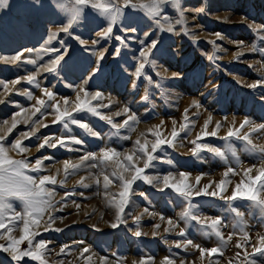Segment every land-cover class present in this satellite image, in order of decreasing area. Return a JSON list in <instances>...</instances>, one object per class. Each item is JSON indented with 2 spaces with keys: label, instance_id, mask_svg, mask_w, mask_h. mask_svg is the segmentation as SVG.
<instances>
[{
  "label": "rangeland",
  "instance_id": "rangeland-1",
  "mask_svg": "<svg viewBox=\"0 0 264 264\" xmlns=\"http://www.w3.org/2000/svg\"><path fill=\"white\" fill-rule=\"evenodd\" d=\"M90 2L85 0L86 4ZM136 2L150 3L152 0ZM65 3L66 10L60 11L49 0H40L39 6L32 0H10L9 6L0 11V54L10 56L24 52L19 62H0V79L6 82L20 80L16 85L9 83L8 90L0 85V101H3L0 103V136H5L2 143L9 146L7 154L10 158L25 160L33 166L37 158L53 157L43 160L39 172L25 170L34 179L50 175L57 181L54 185H45L54 192L50 198L52 207L43 214L38 225L30 226V231L38 233L33 238V245L40 241L46 244L43 264H140L142 258L148 257L152 259L147 264H164L166 257L173 264H248L249 261L264 264V255L254 252V247L261 246L256 238L264 237V210L255 202L242 198L229 200L230 186L226 188L223 199L199 195L186 200L173 189L164 188L162 182L148 183L145 178L150 174H159L161 178L167 173L185 170L187 183L194 192L203 190L205 185H210L208 191L212 192L217 190L216 181L223 177V169L229 166L234 169L235 174H229V179L234 181L243 168L255 166L251 173L255 177L258 169L264 166V153L259 151L264 148V131H253L256 125L264 123V86L248 87L264 79V0H179V9L173 0H165L161 16L156 18L159 24L145 11L124 9L122 17L113 26L110 39L96 34L107 26L108 21L91 7L84 9L69 29L74 35L60 31L59 25L71 15V0H65ZM120 24L134 25L138 31L126 32ZM169 26L172 32L167 31ZM144 32L150 33L146 43L151 39L158 41L159 51L153 50L149 54L142 75L136 77L134 69L139 66V51L143 50L139 41L144 39ZM52 33L56 36L47 47L55 50L40 52ZM117 35L122 40H116ZM81 38L84 43L80 42ZM93 40L99 43L93 44ZM26 49H33V52H25ZM60 54L65 60L69 56L72 58L68 65L61 61V66H91V72L96 73V78L90 81V91H101L103 100H90V105L99 115L72 111L73 117L86 123L90 131L79 124L73 125L70 120L67 128L63 127V122L53 123L55 114L50 108L42 109L45 112L43 116L40 113L31 115L37 99L47 101L43 88L55 93L62 108H72L77 85L81 83L79 72L68 77V81H74L71 87L61 66H57L60 69L57 72L42 70L36 77L39 86L30 85L23 79L36 72V66L25 63V60L34 59L37 65H44ZM173 73L179 75L174 77ZM64 98L70 100L68 106L63 105ZM101 103L109 106L98 107ZM124 108L129 109L127 114L123 112ZM197 108L204 109L208 116H198ZM16 112H20L17 120L27 119V123H18L8 132ZM116 112L121 115L116 116ZM128 116L136 119L123 126ZM210 116L223 121L220 127L226 125L229 116L243 117V121L244 118L252 119L253 123L246 125L241 135L250 134L256 147L236 137L225 139L227 134L219 136L220 129L216 128L208 132L216 130L217 136H202L205 130L200 122L205 124ZM101 117H110L113 123L122 127L113 128ZM174 120L183 126L187 124V128H175ZM33 121L39 123L34 127ZM243 121L232 122V130L239 128ZM174 129L177 132L175 138L172 137ZM23 131H34L35 135L23 139L19 136ZM161 131L167 135L159 137L165 143L153 154L156 159L145 169L146 157L136 152L135 142L140 140L143 144L147 141L150 149L157 139L153 133L160 136ZM195 131L197 134L191 141L190 136ZM198 135L200 140H197ZM49 136L63 139L65 146L60 147L57 143L55 148H39L43 138ZM18 138L27 146V151L18 153L10 148ZM74 139H81L83 143L74 144ZM196 144L208 147L197 149ZM183 145H187L185 149ZM105 146L115 149L120 155L103 163L98 158L81 159L89 153L97 155ZM209 147L218 148L223 156L210 152ZM124 154L133 155L132 163L143 169L144 178L132 184L129 202L120 213L122 222H118L122 188L121 181L113 173L124 177L120 171L126 170ZM65 160L79 167L70 168L66 173L63 167ZM126 171L131 176L124 177L125 182L135 174L133 170ZM104 175L111 180L107 189L104 188ZM198 176L206 182L197 183L195 178ZM200 187L203 189L198 190ZM257 190L258 197L264 199V189ZM7 203L11 207L5 210V224L12 231L0 229L4 235L0 245L5 247L9 235L18 239L23 234V221L17 220L13 225L9 220L14 212L23 213L22 201L10 198ZM174 207L181 221L178 233L156 227L154 215L171 214ZM202 211H207L209 218L220 220L215 229L207 226L211 223L202 224L191 219ZM50 216L56 218L54 222L49 221ZM49 223L51 226L46 228ZM114 223L118 224L116 228L111 226ZM136 231L141 232L140 237L135 235ZM182 231L185 233L183 236L180 235ZM216 231L221 236H217ZM256 231L258 235H254ZM245 233H248L247 240L243 237ZM196 246L208 250L215 247L218 252L211 256L205 253L201 257ZM85 247L89 252L82 255ZM17 248L19 251L27 250V240ZM61 248L65 251L61 252ZM102 257H108L107 261ZM0 264L18 262L9 252L0 249ZM19 264H41V261L23 257Z\"/></svg>",
  "mask_w": 264,
  "mask_h": 264
},
{
  "label": "snow or ice",
  "instance_id": "snow-or-ice-1",
  "mask_svg": "<svg viewBox=\"0 0 264 264\" xmlns=\"http://www.w3.org/2000/svg\"><path fill=\"white\" fill-rule=\"evenodd\" d=\"M10 0H0V11L7 8L9 6ZM165 0H152L150 3H137L136 0H123V2H120V0H91L90 3H85V0H71L72 3V9H71V15L66 20L65 23H62L59 25L60 31H63L69 35H74V33L70 32L69 29H72L73 24L77 22V20L80 18L82 12L84 9L91 7L92 9L96 10L99 15L105 17L108 21L107 26L104 27L102 30L97 31V35L105 38H111L113 34V26L117 23V21L122 17L124 9H131V10H141L148 13L150 17H152L154 20H156V23L159 24V20L156 18L161 16V6L164 4ZM173 2L176 5V8H180L179 0H173ZM32 3L36 4L37 6L40 5V0H32ZM49 3L54 6V8L59 9L60 11L66 10V3L65 0H49ZM183 15V13H181ZM177 23H180V21H177ZM67 25V27H65ZM121 29H123L126 32H132L135 33L138 31V28L136 26H125L123 24H120ZM250 27H256L255 25H250ZM168 32H172L173 29L171 26L167 28ZM219 35V34H217ZM56 36V33H52L48 40L45 42V47L39 50L40 52H50L54 51V48H48L47 44L51 42L53 37ZM144 39H141L139 43L143 46V50L139 51V66L134 69V75L136 77H140L142 75V72L145 68V65L148 63L149 54L153 52V50L159 51L157 44L158 41L156 39H151L148 43L146 41L148 40V37L150 36V33L144 32L143 33ZM116 40H122V37L117 35L115 37ZM264 39V37H262ZM81 43H84L83 38L80 39ZM93 44H98L99 41L93 40ZM25 52L31 53L33 52V49H26ZM62 51V50H61ZM24 56V52H18L13 55H5L0 54V62H3L5 64H14L16 62L21 61V58ZM103 57V53H101V58ZM42 58V57H41ZM71 56L68 57V60L64 59V56L62 54L57 55L54 59L50 61L49 64L44 65H37V61L34 59H27L24 62L28 64H32L36 66V72L33 74H29L25 77H23L24 80H26L30 85L36 84L37 86V80L36 77L39 75V73L42 70H46L48 72H57L58 67L61 66V61L64 62V65H68V61L71 60ZM62 70L65 72V80L68 81V77L75 75L77 72H79V79L81 83L77 85V94L75 101H72V108L71 110L68 107H63L61 104L57 101V97L55 93L52 90H49L48 88H43L42 92L44 96L47 97V101L43 98L37 99L36 104L33 106L34 110L31 112L32 116H35L37 113H40L41 116L45 115V112H42V109H52V111L55 114V119L53 123L56 122H63V127L67 128L68 123L67 121H71L73 125L79 124V126L83 129L89 130L88 125L86 123H81L79 120H77L72 115V111L82 112L86 111L88 113H91L94 116H98L99 113L96 111V108L92 107L90 105V100H103V93L101 91H90V81H93L96 78V73L91 72V66L88 67H77V66H68L63 67L61 66ZM159 75V73H158ZM179 73H173V76H178ZM9 83L12 85H16L20 83L19 79L12 80L10 82H6L3 79H0V85L3 86L5 90H8ZM72 83L74 81H68V86L71 87ZM264 86V79H261L257 81L256 83L248 85V87L255 89L257 86ZM135 86V85H133ZM83 94V96H81ZM29 96H31V93H29ZM146 98V97H145ZM52 102V103H49ZM0 103H3V101H0ZM63 105L68 106L70 104V100L68 98L63 99ZM109 105L101 103L98 105V107H108ZM22 111H27V109H22ZM129 111L128 108H124L123 112L127 114ZM116 116H120V112L115 113ZM20 116V112H16L12 116L11 121V127L8 128V132H11L13 129L17 127L18 123H27V119L21 121L17 120V117ZM101 119H106L107 123L112 125L113 128L119 129L122 127L120 124L113 123L112 119L110 117H101ZM136 118L134 116H128L127 119L123 121V126H127L129 124L130 120H135ZM209 120H211V116L209 117ZM4 123L7 124V119L4 120ZM33 126L38 121H33ZM250 121L248 119H245L240 125L239 128H236L235 130H229L227 132V136L225 139L236 137L238 139H241L243 141H246L249 145H252L253 148L256 146L252 143V140L250 139V134L245 133L244 135H241V130L245 128L246 125H249ZM220 124H216V129L220 128ZM208 127L207 122L205 123V131L202 132V136L206 137L208 135H211L213 137L217 136V131L213 130L210 133L206 131ZM183 128H187V124L183 126ZM183 130V129H182ZM253 131H264V123H259L256 125V127L253 129ZM154 135H157V139L151 144V147L149 149L147 141L145 143H141L140 140H137L135 142L136 144V152L142 153L144 157H146L144 162V168H148L151 165V162L156 159V156L153 155L157 152L158 149H160L161 145L165 143L164 140L159 138L158 133H153ZM35 135V132H29V131H23L19 133V136L23 139H28L30 136ZM93 136L96 135V133H92ZM177 136V132L174 129L172 132V137L175 138ZM127 139V137H125ZM201 136H197V140H200ZM5 140V136H0V229H5L7 232L11 233L12 228L8 227L5 224V210L10 208L11 206L7 203V201L10 198H15L20 201H22L24 205V211L22 214L20 213H13L11 217H9V220L14 225L17 220L23 221L22 226V235L19 236L17 239L16 237L9 235L8 236V245L7 247L0 245V249H3L6 252H9L12 255L13 260H16L19 264V261L23 257H31L33 260H39L41 261V264H43V254L46 249V244L44 241H40L39 243H36L33 245V238L38 235V233L34 231H30V226H36L39 224L43 214L52 207L51 203V197L54 195L53 191L48 190L45 185L46 184H56L57 181L55 177L50 175H44L41 177H38L37 179H34L32 175H27L25 170L31 169L32 172H39L41 170V166L43 163V160H51L53 157L45 156L42 159L37 158L35 160V165H30L25 160H14L8 156L9 152V146H6L2 143V141ZM74 144L81 145L83 141L81 139H74L72 141ZM57 143H59L60 147L65 146V142L63 139L59 137H44L43 143L39 144V148H44L45 146L50 148H55L57 146ZM169 144L172 142L169 141ZM196 143L195 141L193 142ZM208 147L207 145L202 144H196V148H204ZM10 148L13 150H16L18 153H23L27 151V146H25L22 143V139H16L14 142L11 143ZM208 150L218 156H223V153L220 152L218 148L209 147ZM261 153H264V148H261L259 150ZM120 154L113 148L105 146L103 149H101L100 153L97 155H93L91 153L83 156L82 160H88L89 158L92 159H99L101 163L112 161L114 157H118ZM235 155V153H233ZM124 160L127 162L126 164V170H133L134 175L131 177L130 180L127 182L124 181V177L121 175H118L116 173H113V175L116 176L118 180L121 181V188L122 191L120 192V203L118 206V214H117V221H121L120 213L124 212L125 205L129 202V196L130 193H132V184L138 180L144 178L142 176L143 169L135 167V165L132 163L133 161V155L132 154H124ZM95 167V165H93ZM64 171L67 173L70 168H76L79 167V165L72 164L71 161L65 160L63 162ZM253 167H248L244 170L243 175L246 177V180H242L240 183L235 185L234 190L231 193V196L228 198L231 201H235L238 198L247 199L249 201L255 202L257 205L260 206L262 210H264V199H261L258 197V188L264 189V166L260 167L258 169V174L255 175V177L251 176L250 174L253 172ZM229 173L235 174L234 169L229 168L227 172L224 173V175L227 177ZM179 176L181 177V180L179 183L174 182L172 179V174L169 173L168 175H165L162 177V181L160 177H154L152 179H155L158 183L162 182L164 188H171L178 194H180L182 197H184L186 200L189 199L192 196H199V195H211L213 197L219 196L221 199H223V194L226 191L225 184L226 181L221 180L216 185V191L209 192L208 188L210 185H205L204 189L201 191H193L192 187L187 183L188 180V174L185 172H180ZM197 183L200 181V177L197 178ZM104 181V188L107 189L108 185L111 183V180L109 179L108 175L103 176ZM148 183H151L152 180L149 179L147 181ZM63 183V181H61ZM99 183V181H97ZM87 187V185H85ZM163 190V188L161 189ZM71 195V194H69ZM147 211V209H146ZM187 215V213H186ZM56 218L55 217H49L50 222H54ZM163 219V217H161ZM191 219L197 220L198 222L202 224H207V221H199L198 217L192 216ZM137 220H139V217H137ZM169 223H172L171 220L168 221ZM220 223L219 219H213L211 220V224H208V227H211L213 229L216 228V226ZM51 224L49 223L47 227H50ZM113 228H116L118 226L117 223H114L111 225ZM156 227H159L157 225ZM135 235L137 237L141 236L140 231H136ZM180 235H185V233L182 231ZM217 236H221V233L219 231H216ZM4 235L3 233H0V239H3ZM222 238V237H221ZM231 239V237H229ZM244 239L247 240V234L245 233ZM27 240L28 243V249L24 251H19L17 246L22 243L23 241ZM191 243V241H189ZM260 247H254V252L261 253L264 255V237H260L259 240ZM241 245H237V247H240ZM179 247V244L177 245ZM199 248L201 257L207 253L209 256L216 254L218 252L217 248H211L210 250L204 249L202 247L196 246ZM67 248V246H65ZM65 248H61L60 251L64 252ZM89 249L87 247L83 248L82 255L84 253H88ZM116 255V254H114ZM239 255V253H237ZM108 257H102V260L107 261ZM151 257L148 258H142L140 261V264H147L148 260H151ZM164 264H173V261L168 259L167 257L164 260ZM248 264H253V261H249Z\"/></svg>",
  "mask_w": 264,
  "mask_h": 264
},
{
  "label": "bare ground",
  "instance_id": "bare-ground-1",
  "mask_svg": "<svg viewBox=\"0 0 264 264\" xmlns=\"http://www.w3.org/2000/svg\"><path fill=\"white\" fill-rule=\"evenodd\" d=\"M176 97H177V95H175ZM196 112H197V115L199 116H204V117H206V116H208V114H207V112L204 110V109H201V108H197V110H196ZM244 119H248L249 121H250V123H253L252 121V119H249V118H244ZM206 120H207V118H206ZM218 120H219V122H218ZM236 120H239V121H243V117H236V116H229V118L227 119V121H225L226 122V125L225 126H222V127H220L219 129H220V132H219V136H222V135H225V134H227V132L231 129L232 130V128H231V126H230V124L232 123V122H234V121H236ZM257 120V119H256ZM174 125H175V128L176 127H182L183 126V123H180V122H178V121H176V120H174L173 122H172ZM201 123V128H203V130H205V124L204 123H202V122H200ZM217 123H219L220 125H222L223 124V121L222 120H220L219 118H211V120H207V124H208V127H207V131H209V129H212V128H216V124ZM249 125H251V124H249ZM217 130V129H216ZM195 134H197V132L195 131V133L193 134H191V138H190V140L191 141H193V138H194V135ZM167 135H166V133L165 132H163V131H161L160 132V138H163V137H166ZM183 142V141H182ZM186 146L187 145H183L182 147H183V149H185L186 148ZM182 147H180V148H182ZM179 149V148H178ZM182 149V150H183ZM229 166V165H228ZM229 168H230V166H229ZM228 168V169H229ZM228 169H223L222 170V173L224 174L225 172H227L228 171ZM244 168L242 169V171L244 172ZM120 171H122V174L124 175V177H126V176H128V177H130L131 175H130V173H128L125 169L124 170H120ZM179 172H185V170H180ZM243 172H241V175H237L236 176V178L234 179V181H232L231 179H229V175L226 177L225 175H223V177L222 178H219V179H217V183H219L221 180H224V181H226V184H225V188H227L228 186H230L231 187V189L229 190V193H231L233 190H234V188H235V185L236 184H238V183H240L242 180H246V177H244V175H243ZM171 174H172V179L174 180V182H176V183H179L180 182V180H181V177L179 176V173L178 172H170ZM186 173V172H185ZM169 173H167L166 175H168ZM229 174H231V173H229ZM251 175V174H250ZM165 176V175H164ZM252 176V175H251ZM154 177H160V175L159 174H150V175H147L145 178L147 179L146 181H148L149 179H151L152 181H155V179H152V178H154ZM163 177V176H162ZM161 177V178H162ZM197 178V177H196ZM195 178V180L197 181V179ZM200 181H199V183H202V181L203 182H206L204 179H203V177L202 176H200ZM188 181V180H187ZM201 186H203V185H201ZM201 189H203V187H200V188H198V190H201ZM176 204V203H175ZM175 208V207H174ZM177 208H179V206L177 207ZM207 211H202L200 214H199V220H201V221H207V223H211V220H213V219H216V218H209L208 216H207ZM155 216V219H156V224L157 225H159V228H161V229H165V230H169V229H172V231L174 232V233H178V231L180 230V228H181V221H180V218H179V215L177 214V212H176V208H175V210L171 213V214H164V216L163 215H154ZM161 217H163V219H161ZM200 217H201V219H200ZM169 220H171L172 221V223H169L168 221ZM157 225H155V226H157ZM244 233V232H243ZM239 234H241V233H239ZM246 234H248V233H246ZM259 233H257V231H256V234H254V235H258ZM242 235V234H241ZM243 237H244V234H243ZM252 237V236H251ZM250 237V238H251ZM252 238H256L255 236L254 237H252ZM260 239L259 238H256V241H259ZM257 243V242H256ZM199 258V257H198Z\"/></svg>",
  "mask_w": 264,
  "mask_h": 264
}]
</instances>
